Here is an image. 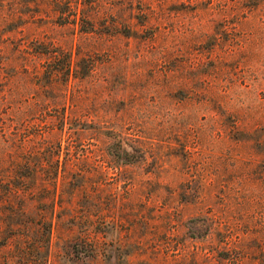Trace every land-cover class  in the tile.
<instances>
[{"label":"rangeland","instance_id":"1","mask_svg":"<svg viewBox=\"0 0 264 264\" xmlns=\"http://www.w3.org/2000/svg\"><path fill=\"white\" fill-rule=\"evenodd\" d=\"M262 15L0 0V264H264Z\"/></svg>","mask_w":264,"mask_h":264},{"label":"trees","instance_id":"2","mask_svg":"<svg viewBox=\"0 0 264 264\" xmlns=\"http://www.w3.org/2000/svg\"><path fill=\"white\" fill-rule=\"evenodd\" d=\"M251 2V6L255 9L259 8L262 12L261 20H264V0H246ZM25 222H18L16 226L24 227ZM27 224L33 228V240L26 242L25 240L15 244V264H47V251L44 248L49 242L48 235L50 234L51 221H47L42 217L36 220H29ZM40 228L43 231L40 233ZM8 239H5L3 245L7 246ZM88 253L92 256V249L89 248Z\"/></svg>","mask_w":264,"mask_h":264}]
</instances>
